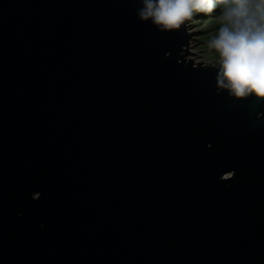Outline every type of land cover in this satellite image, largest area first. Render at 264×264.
Segmentation results:
<instances>
[{
  "label": "water",
  "instance_id": "1",
  "mask_svg": "<svg viewBox=\"0 0 264 264\" xmlns=\"http://www.w3.org/2000/svg\"><path fill=\"white\" fill-rule=\"evenodd\" d=\"M142 7L0 0V264H264V98Z\"/></svg>",
  "mask_w": 264,
  "mask_h": 264
},
{
  "label": "clouds",
  "instance_id": "2",
  "mask_svg": "<svg viewBox=\"0 0 264 264\" xmlns=\"http://www.w3.org/2000/svg\"><path fill=\"white\" fill-rule=\"evenodd\" d=\"M224 24L211 42L220 57L218 88L237 98H264V0H219ZM141 21L159 31L179 29L194 11L212 12L215 0H142Z\"/></svg>",
  "mask_w": 264,
  "mask_h": 264
},
{
  "label": "rangeland",
  "instance_id": "3",
  "mask_svg": "<svg viewBox=\"0 0 264 264\" xmlns=\"http://www.w3.org/2000/svg\"><path fill=\"white\" fill-rule=\"evenodd\" d=\"M217 7L212 12L194 11L191 19L187 20V33L194 32L189 40L187 51L195 54H188L185 59H192L194 64L220 62L219 54L210 47L211 40L218 35L219 29L224 24V9L219 0H215ZM205 13V16H202Z\"/></svg>",
  "mask_w": 264,
  "mask_h": 264
},
{
  "label": "trees",
  "instance_id": "4",
  "mask_svg": "<svg viewBox=\"0 0 264 264\" xmlns=\"http://www.w3.org/2000/svg\"><path fill=\"white\" fill-rule=\"evenodd\" d=\"M206 14L205 13H203V15L202 16H205Z\"/></svg>",
  "mask_w": 264,
  "mask_h": 264
},
{
  "label": "bare ground",
  "instance_id": "5",
  "mask_svg": "<svg viewBox=\"0 0 264 264\" xmlns=\"http://www.w3.org/2000/svg\"><path fill=\"white\" fill-rule=\"evenodd\" d=\"M186 56H188V54H187ZM186 60H187V59H186Z\"/></svg>",
  "mask_w": 264,
  "mask_h": 264
}]
</instances>
